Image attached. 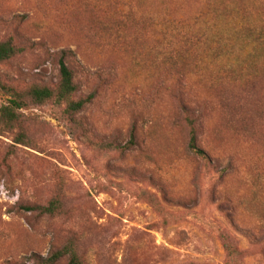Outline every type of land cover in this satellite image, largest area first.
<instances>
[{
    "label": "rangeland",
    "instance_id": "rangeland-1",
    "mask_svg": "<svg viewBox=\"0 0 264 264\" xmlns=\"http://www.w3.org/2000/svg\"><path fill=\"white\" fill-rule=\"evenodd\" d=\"M261 30L264 0H0V40L18 48L0 106L56 86L61 58L91 96L1 128L0 264L70 244L82 264H264ZM187 118L209 161L189 150ZM53 198L51 216L20 208Z\"/></svg>",
    "mask_w": 264,
    "mask_h": 264
},
{
    "label": "trees",
    "instance_id": "trees-1",
    "mask_svg": "<svg viewBox=\"0 0 264 264\" xmlns=\"http://www.w3.org/2000/svg\"><path fill=\"white\" fill-rule=\"evenodd\" d=\"M204 38V35L201 34ZM185 41L190 39L189 34L181 35ZM199 37V38H201ZM253 37H258L264 41V31H255ZM221 39V38H220ZM215 44V43H214ZM217 45V43H216ZM247 46H252L247 44ZM17 46L10 40H0V63L11 59L17 54ZM65 56V52H62ZM61 56V57H63ZM59 80L56 86L34 85L25 91H11V98L7 105L0 106V130L3 127H13L14 125H22L20 110L28 106H38L47 102H53L57 105L65 104V111L68 114L80 112L87 103L90 102L91 96L77 97V84L74 81L73 71L64 62L63 58L59 61ZM2 88L3 85H0ZM189 126V142L188 147L192 153L196 154L205 161H209V155L197 144L196 129L192 124L191 118L186 119ZM28 137L23 131H19L15 137L17 143H28ZM132 142V140L130 141ZM62 203L60 199L53 198L46 205L42 204H22L20 208L27 212H37L39 215H54L61 209ZM224 250L226 252L227 261L231 263L237 259L241 251L235 244V241L227 233L221 234ZM69 256L68 264H82L77 256L72 244L65 245L62 248L53 250L46 256L37 253H31L29 258L33 264H56L64 256Z\"/></svg>",
    "mask_w": 264,
    "mask_h": 264
}]
</instances>
